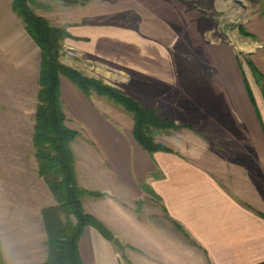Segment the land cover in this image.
<instances>
[{
	"label": "crops",
	"instance_id": "1",
	"mask_svg": "<svg viewBox=\"0 0 264 264\" xmlns=\"http://www.w3.org/2000/svg\"><path fill=\"white\" fill-rule=\"evenodd\" d=\"M191 4L93 0L67 4L53 24L72 36L64 64L126 89L142 107L184 126L171 132L198 138V148L150 153L122 106L88 97L61 76L66 124L79 132L72 142L78 182L102 194L85 196L83 205L113 236L87 226L83 264H127L125 251L132 264H264V6L244 23L250 35L237 30L232 40ZM207 137L232 138L230 154L211 155ZM16 198L0 217V264H44L45 206L20 208L26 199Z\"/></svg>",
	"mask_w": 264,
	"mask_h": 264
},
{
	"label": "trees",
	"instance_id": "2",
	"mask_svg": "<svg viewBox=\"0 0 264 264\" xmlns=\"http://www.w3.org/2000/svg\"><path fill=\"white\" fill-rule=\"evenodd\" d=\"M93 0H65L66 4H86ZM31 0H12L13 11L22 19L27 33L40 49L38 106L32 145L38 161V174L52 192L56 205L42 210L47 233V257L44 264H83L79 244L87 226L97 228L101 234L113 239L111 232L83 205L85 196H102L80 186L75 167L72 142L79 132L66 124L60 95V78L67 77L86 96L93 93L106 96L122 106L133 118V136L148 152H168L170 149L155 139V131L181 128L158 110L144 108L134 98L100 79L85 76L61 61L64 41L72 38L64 27H58L38 15ZM244 34H250L244 29Z\"/></svg>",
	"mask_w": 264,
	"mask_h": 264
},
{
	"label": "rangeland",
	"instance_id": "3",
	"mask_svg": "<svg viewBox=\"0 0 264 264\" xmlns=\"http://www.w3.org/2000/svg\"><path fill=\"white\" fill-rule=\"evenodd\" d=\"M64 1L31 0L30 4L38 15L47 17L51 24H58L57 22L65 18L62 14L68 5ZM240 1L242 4L235 0H219L215 3L211 0V4L205 7V0H188L192 7L198 9L202 6L207 16L213 18L221 27L223 38L232 40L234 38L231 35L237 30L240 35L247 37L243 31L244 23L264 6V0ZM0 2H4L0 8V217L5 218L13 196L16 199H26V202H18L20 208L23 205L49 207L57 202L44 179L38 174V161L32 145L40 89V49L26 33L21 18L11 10L9 2ZM39 3L47 8L40 7ZM57 6L64 7L63 11L57 10ZM5 9L7 14L4 18ZM8 23L11 28L6 33L4 29H7ZM130 84L131 82L122 85L128 89ZM122 92L126 94V89ZM178 124L181 125L182 122ZM183 127L181 125L179 129ZM189 135L192 137L170 130L155 131L157 142L180 151H183V146L198 148V138L190 133ZM205 140L211 155L215 151L230 154L225 146L231 143L232 138L207 137ZM141 207L142 204L140 209ZM124 255L127 264H132L131 251H125Z\"/></svg>",
	"mask_w": 264,
	"mask_h": 264
},
{
	"label": "water",
	"instance_id": "4",
	"mask_svg": "<svg viewBox=\"0 0 264 264\" xmlns=\"http://www.w3.org/2000/svg\"><path fill=\"white\" fill-rule=\"evenodd\" d=\"M236 3L242 4V2L240 0H235ZM114 244H116L117 246H119L121 249H124L123 244L118 241V240H114Z\"/></svg>",
	"mask_w": 264,
	"mask_h": 264
}]
</instances>
